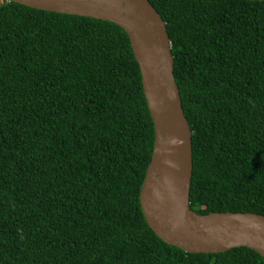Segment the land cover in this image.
<instances>
[{"label": "trees", "instance_id": "trees-1", "mask_svg": "<svg viewBox=\"0 0 264 264\" xmlns=\"http://www.w3.org/2000/svg\"><path fill=\"white\" fill-rule=\"evenodd\" d=\"M149 1L193 133L191 208L264 215V0ZM154 144L124 28L0 2V264H264L155 233L140 202Z\"/></svg>", "mask_w": 264, "mask_h": 264}, {"label": "water", "instance_id": "water-1", "mask_svg": "<svg viewBox=\"0 0 264 264\" xmlns=\"http://www.w3.org/2000/svg\"><path fill=\"white\" fill-rule=\"evenodd\" d=\"M35 8L112 21L128 33L154 121L152 160L140 192L149 226L186 252L247 246L264 257V215L191 208L192 129L176 81L165 20L149 0H12Z\"/></svg>", "mask_w": 264, "mask_h": 264}, {"label": "rangeland", "instance_id": "rangeland-1", "mask_svg": "<svg viewBox=\"0 0 264 264\" xmlns=\"http://www.w3.org/2000/svg\"><path fill=\"white\" fill-rule=\"evenodd\" d=\"M2 0H0V2H1Z\"/></svg>", "mask_w": 264, "mask_h": 264}]
</instances>
